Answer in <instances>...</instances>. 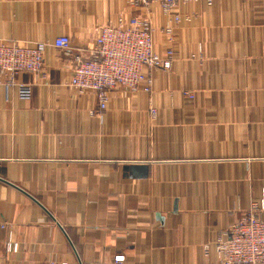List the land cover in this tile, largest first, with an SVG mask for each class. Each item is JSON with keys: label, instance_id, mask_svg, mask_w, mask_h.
I'll list each match as a JSON object with an SVG mask.
<instances>
[{"label": "crops", "instance_id": "crops-1", "mask_svg": "<svg viewBox=\"0 0 264 264\" xmlns=\"http://www.w3.org/2000/svg\"><path fill=\"white\" fill-rule=\"evenodd\" d=\"M180 12L191 20L170 42L158 2L0 0V41L49 42L43 72L17 76L32 99L0 82V264H222L217 237L264 192V0ZM134 15L176 59L151 93L116 89L99 114L94 94L68 86L76 56L90 57L101 25ZM132 162L148 177L126 173Z\"/></svg>", "mask_w": 264, "mask_h": 264}, {"label": "built area", "instance_id": "built-area-1", "mask_svg": "<svg viewBox=\"0 0 264 264\" xmlns=\"http://www.w3.org/2000/svg\"><path fill=\"white\" fill-rule=\"evenodd\" d=\"M135 8H148L158 2L165 14L170 15L173 24L164 28L169 41L173 42L175 24L191 16H183L180 8L191 0H129ZM209 4L213 0H207ZM156 28L149 16L134 15L120 17L118 24H103L98 28L90 57L76 56V66L68 83L76 94L92 93L98 101V113L108 108L111 94L119 88L143 90L151 93L158 69L170 70L176 59V50L170 46L163 54L155 49ZM47 41L23 42L18 40L0 41V82L5 78L7 88H16L21 99L33 97L34 83L17 79L21 73L39 75L44 70ZM59 49L71 46L69 36H60L55 41ZM195 56V54L193 55ZM189 97L194 91L184 92ZM155 117L157 110L151 108ZM264 192L259 202H254L249 212L230 230L229 235L218 236L215 249L222 264H264ZM7 228V224H2ZM18 243L10 236L6 242L8 251H17ZM116 262L125 261L124 254L115 256ZM60 264H69L66 261Z\"/></svg>", "mask_w": 264, "mask_h": 264}, {"label": "water", "instance_id": "water-1", "mask_svg": "<svg viewBox=\"0 0 264 264\" xmlns=\"http://www.w3.org/2000/svg\"><path fill=\"white\" fill-rule=\"evenodd\" d=\"M148 169V164L141 162H132L124 166V170L126 171V173L129 172V175L138 178L148 177Z\"/></svg>", "mask_w": 264, "mask_h": 264}]
</instances>
